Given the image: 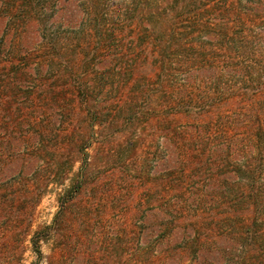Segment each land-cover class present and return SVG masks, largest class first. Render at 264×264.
<instances>
[{
    "label": "rangeland",
    "instance_id": "rangeland-1",
    "mask_svg": "<svg viewBox=\"0 0 264 264\" xmlns=\"http://www.w3.org/2000/svg\"><path fill=\"white\" fill-rule=\"evenodd\" d=\"M249 167L264 0H0V264H254L231 216Z\"/></svg>",
    "mask_w": 264,
    "mask_h": 264
},
{
    "label": "trees",
    "instance_id": "trees-1",
    "mask_svg": "<svg viewBox=\"0 0 264 264\" xmlns=\"http://www.w3.org/2000/svg\"><path fill=\"white\" fill-rule=\"evenodd\" d=\"M175 1L179 2L180 0H175ZM195 1L196 0H188L189 3L195 2ZM172 2H173V0H171V3ZM193 10L191 9L190 12H192ZM131 21L132 20L129 19V22H131ZM159 21L155 20V25L152 24V26L147 27V28L145 27V29L153 31L152 38L156 37L157 39H160V37H161L163 39V43L160 41V43L162 44L161 46H163V48L161 47L162 53L160 54V57L162 60V64H161L162 66L160 65V67L162 69H159L158 71H165V67H166L165 66V63H166L165 60L167 57L165 52L172 50L173 43H171V42L174 40V33H173V30L171 29V27L169 29H167V31H163L161 26H159V24H160ZM195 26H197V25H195ZM199 26H200L199 28L201 30L200 32H205V30H207L209 32V29L212 28L213 25L211 24L210 21H203L202 23L199 24ZM189 28L192 29L191 26ZM95 31H96L95 34H98V36L100 38L102 37V39L105 37L107 39L108 38L112 39L111 37L114 36L113 35L114 32L115 33L118 32L117 29H114L113 31L101 30L99 27V24H96ZM249 36H252V34L248 33L246 29H244L240 33V39H241L242 46H244L243 44L251 43V41L253 39H248V38H250ZM142 37H143V33H140L138 39H140ZM142 41L143 40H141V39L138 40V44H139V42L142 43ZM244 41H246V42H244ZM112 43H113V41L110 40L109 45H111ZM139 46H140V49L138 51L143 50V47L140 44H139ZM128 55L129 54H127V57H129ZM121 58H123V57H121ZM132 58H133V60H131V62L129 59H126L127 60L126 63H129V68L126 69V67H123V65L121 67H118V68H120L121 70H124V71L132 70L134 67H131V66L137 65L138 62L141 61L140 57L136 56V54L135 55L133 54ZM117 61H118V59L116 60V63H117ZM194 61L198 62V59H195ZM120 62L123 63L122 61H120ZM23 64L25 65V63H23V62H22V65L14 64V65H12V67H19V68H17L19 71H24L26 67H24ZM237 67H238L237 65L232 66V65H229V63H228V65H226V70H229V71L234 70ZM243 89H245V88H243ZM250 91L251 90L249 88H246L245 90H242L241 94H242V96H246V92L248 94H250ZM208 99L210 101H213L214 97L210 96V97H208ZM189 105L190 106L192 105V108H194L195 110H199L198 107L193 106V105H196V103H189ZM89 110H91V113H90V116H91L93 114V111H92V109H89ZM92 125H94V124H92ZM262 132H263L262 127L257 129V134L255 136L256 142L261 141V138L263 136ZM84 150H85V147L82 146L81 151L83 152ZM231 172L233 173V171H230V170L225 171L224 175L227 174V175H225V178H229L228 175H230L229 173H231ZM258 173H259V171L253 167H249L248 169H245L244 173H242L241 176L243 179H245L246 187L240 188L239 194L242 198L241 197L239 198L240 202L238 203V205H236V208H233L234 211L231 212V214H233L231 216L234 218L236 217V219L241 220L239 225H240V228L242 230L241 235H240L241 240H242V238H244L243 247L246 248L248 245H251V244L254 246L253 250L257 254V256L252 255L254 259H257V260H255L256 263H254V264H264V178L261 177L262 175L258 176ZM246 192L249 193L248 197L246 196ZM55 221H57V219ZM248 248H249V246H248ZM252 254H254V253H252ZM242 261H243V259H242Z\"/></svg>",
    "mask_w": 264,
    "mask_h": 264
}]
</instances>
